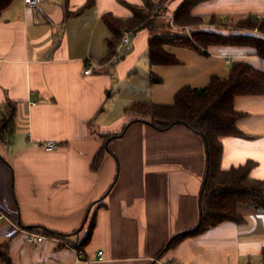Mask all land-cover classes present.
<instances>
[{
	"label": "crops",
	"instance_id": "0c3cea01",
	"mask_svg": "<svg viewBox=\"0 0 264 264\" xmlns=\"http://www.w3.org/2000/svg\"><path fill=\"white\" fill-rule=\"evenodd\" d=\"M183 1L165 0L164 18L173 22ZM88 2L40 0L31 8L12 0L0 14V126L15 108L11 130H0V247L10 264H264V210L250 204L239 206L240 222L167 247L199 221L205 142L184 124L159 130L129 122L125 112L135 102L172 104L181 87L227 76L235 60L262 69L264 60L249 46L166 45L177 63L150 65L146 29L125 32L128 43L109 59L102 16L129 17L125 2L143 1ZM192 13L264 17V0H200ZM249 97L259 98L248 100L260 111L247 108ZM234 106L244 113L237 125L245 136L221 138V166L253 160L250 176L264 179V95L237 96ZM50 140L57 148L46 150ZM28 232L43 241L28 242Z\"/></svg>",
	"mask_w": 264,
	"mask_h": 264
},
{
	"label": "trees",
	"instance_id": "16d2710c",
	"mask_svg": "<svg viewBox=\"0 0 264 264\" xmlns=\"http://www.w3.org/2000/svg\"><path fill=\"white\" fill-rule=\"evenodd\" d=\"M11 1L0 0V14ZM142 1L141 5L125 2L132 12L129 17H117L111 13L102 16L111 32L107 39L106 58L116 56L117 45L122 41L125 32L146 29L152 33L148 38L150 65L177 63L175 54L170 53L166 45L187 46L201 51L210 45L249 46L253 49V54L264 60L263 16L248 15L234 21L238 22L234 24L227 16L194 14L192 7L200 0H184L171 13L173 22H170V17L164 18L167 9L165 0ZM92 2L93 0H89L86 6ZM228 20L231 21V27L238 30L222 29L228 25ZM216 25L217 27H213ZM255 28L259 33H253ZM240 95H264V69L248 60L233 61L227 76L212 75L208 84L203 87H181L172 104L135 102L126 108V114L133 115L129 122L143 121L159 130H165L174 124H184L200 134L205 142L207 176L205 175L201 187L199 221L191 230L174 235L167 247L173 246L189 234L202 233L221 222H240L243 216L239 206L242 204L264 210V179L250 176L254 161L247 160L228 169L221 166V138L245 136L237 125L244 113L234 106L235 97ZM14 110L13 105L8 117H13ZM5 116L1 119L0 130L6 132L11 129L7 128L9 124L6 122L9 119ZM129 122L123 126L122 131ZM94 225L93 216L78 241L77 246L80 249L90 240ZM0 261L11 263L4 247H0Z\"/></svg>",
	"mask_w": 264,
	"mask_h": 264
},
{
	"label": "built area",
	"instance_id": "2783aa9c",
	"mask_svg": "<svg viewBox=\"0 0 264 264\" xmlns=\"http://www.w3.org/2000/svg\"><path fill=\"white\" fill-rule=\"evenodd\" d=\"M39 1L40 0H24L25 4L31 8L36 7L38 5ZM128 41H129L128 35H124L120 44L126 45L128 43ZM91 71H92V65L88 66L84 72L87 74V73H90ZM43 147L46 150H53V149L57 148V144L55 141L50 140V141L45 142L43 144ZM0 217H1V215H0ZM43 239H44V237L42 235H38V234H35L32 232L27 233V241L32 243V244L37 245L38 243L43 241Z\"/></svg>",
	"mask_w": 264,
	"mask_h": 264
},
{
	"label": "rangeland",
	"instance_id": "374dc122",
	"mask_svg": "<svg viewBox=\"0 0 264 264\" xmlns=\"http://www.w3.org/2000/svg\"><path fill=\"white\" fill-rule=\"evenodd\" d=\"M233 20V23L234 24H238V22H234V21H237L238 19L237 18H234V19H232ZM210 21V20H209ZM231 21H229L228 20V25L227 26H224L222 29H225L226 28V31H231V30H234L236 27H231V23H230ZM213 27H217V25L216 26H213ZM215 29V28H214ZM235 30H238V29H235ZM226 31H223V32H226ZM254 32L253 33H259L258 31L259 30H257L256 28L253 30ZM170 49L171 48H174L173 46H168ZM228 67H230V64H229V66ZM245 100H248V99H256V101H257V99H259V98H257V97H249V98H244ZM249 102H248V104L250 105L249 107H247V108H249V110H251L253 113H255V112H257V111H260L261 110V107L259 106V104H254L253 105V103L251 102V100H248ZM238 104V106H239V108L240 107H243L244 106V102H239V103H237ZM11 108H12V106H9L8 107V111H6L7 112V114L5 113V117H6V119H8L9 118V120L11 121V118L10 117H8V115L10 114V112H11ZM9 121V122H10ZM9 125H10V123H9ZM8 129L10 128L9 126L7 127Z\"/></svg>",
	"mask_w": 264,
	"mask_h": 264
},
{
	"label": "water",
	"instance_id": "95a60500",
	"mask_svg": "<svg viewBox=\"0 0 264 264\" xmlns=\"http://www.w3.org/2000/svg\"><path fill=\"white\" fill-rule=\"evenodd\" d=\"M206 176H207V174H206Z\"/></svg>",
	"mask_w": 264,
	"mask_h": 264
}]
</instances>
